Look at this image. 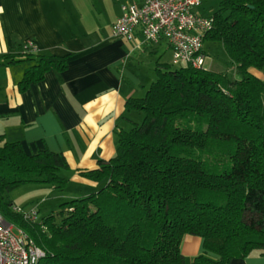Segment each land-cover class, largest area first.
<instances>
[{"label": "trees", "instance_id": "16d2710c", "mask_svg": "<svg viewBox=\"0 0 264 264\" xmlns=\"http://www.w3.org/2000/svg\"><path fill=\"white\" fill-rule=\"evenodd\" d=\"M204 16V15H203ZM213 29L240 79L188 65L159 64L140 116L117 133L108 162L83 175L99 192L65 201L41 221L13 211L8 195L26 184L67 188L63 154L28 155L0 136V212L44 252L39 264H231L264 255V0H218ZM36 64L19 89L65 71L67 57L24 53ZM187 237L203 253L187 263Z\"/></svg>", "mask_w": 264, "mask_h": 264}, {"label": "crops", "instance_id": "0c3cea01", "mask_svg": "<svg viewBox=\"0 0 264 264\" xmlns=\"http://www.w3.org/2000/svg\"><path fill=\"white\" fill-rule=\"evenodd\" d=\"M141 3L0 0V136L4 142L20 143L28 155L44 149L64 155L68 184L55 200L88 197L105 185L83 173L114 157L117 133L141 119L126 111L127 101L145 97L158 78L157 66L172 63L166 41L138 48L113 37L122 7ZM205 4L196 11L200 15L206 16ZM138 40L142 43L141 35ZM27 41L35 43L40 55L67 57L68 66L63 72H47L21 92L26 71L36 64L23 55ZM251 72L264 80V71ZM181 250L195 259L203 253L202 240L187 237ZM231 264H264V255L255 252Z\"/></svg>", "mask_w": 264, "mask_h": 264}, {"label": "built area", "instance_id": "2783aa9c", "mask_svg": "<svg viewBox=\"0 0 264 264\" xmlns=\"http://www.w3.org/2000/svg\"><path fill=\"white\" fill-rule=\"evenodd\" d=\"M208 1L211 0H142L141 4L125 5L122 16L113 25V37L135 42L138 48L166 41L172 50L174 66L204 69V36L213 29L214 23L211 17L196 11ZM23 50L38 53L33 41H27ZM13 211L25 220L38 221L36 208L24 211L15 207ZM44 256L35 242L23 230L7 223L0 212V264H39Z\"/></svg>", "mask_w": 264, "mask_h": 264}, {"label": "rangeland", "instance_id": "374dc122", "mask_svg": "<svg viewBox=\"0 0 264 264\" xmlns=\"http://www.w3.org/2000/svg\"><path fill=\"white\" fill-rule=\"evenodd\" d=\"M205 3L204 4L206 5L207 10L205 15L207 17H211L218 9V0H211ZM204 51L206 54L204 69L214 72H223L228 74V76L233 80L240 79L236 73L235 65L229 59L221 42H214L212 40L205 41ZM162 62L168 63L166 59ZM50 191L54 192L50 194ZM60 193L61 192H58L50 185L26 184L10 193L8 195V201L12 203L13 207L22 208L24 211H30L33 208H36L39 213L38 221H41L43 218L51 215L52 213L60 211L61 204L64 202L61 200H55V197L61 196ZM6 222L9 223L7 220ZM187 254L188 255L185 257L186 261L187 263H191L194 260V258L191 259V254L193 253Z\"/></svg>", "mask_w": 264, "mask_h": 264}]
</instances>
